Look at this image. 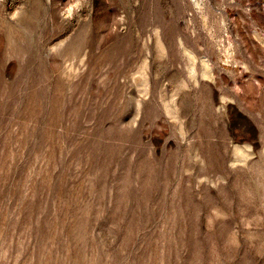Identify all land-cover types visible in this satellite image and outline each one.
<instances>
[{
    "label": "rangeland",
    "instance_id": "rangeland-1",
    "mask_svg": "<svg viewBox=\"0 0 264 264\" xmlns=\"http://www.w3.org/2000/svg\"><path fill=\"white\" fill-rule=\"evenodd\" d=\"M0 264H264V0H0Z\"/></svg>",
    "mask_w": 264,
    "mask_h": 264
}]
</instances>
